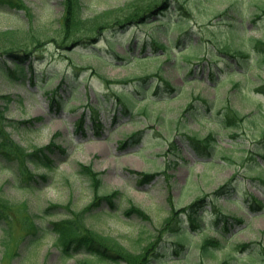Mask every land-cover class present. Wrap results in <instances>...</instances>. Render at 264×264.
I'll return each mask as SVG.
<instances>
[{"label": "rangeland", "instance_id": "obj_1", "mask_svg": "<svg viewBox=\"0 0 264 264\" xmlns=\"http://www.w3.org/2000/svg\"><path fill=\"white\" fill-rule=\"evenodd\" d=\"M24 1L27 7L21 10L0 5V65L6 69V72L0 70V110H5L9 119L28 121L18 124L17 128L7 126L14 139L25 147H43L56 136V142L66 151L61 153L56 149L52 167L29 166L36 175L48 176L32 187L25 181L30 170L24 173L16 160L0 161V264H123L122 261H99L82 253L69 254L58 243L52 223L75 218L84 210L91 227L114 235L129 250L141 253L144 246L153 242L152 264H220L230 256H235V264H264V213L250 210L249 197L245 196L252 194L264 201V188L253 186L249 178L258 175L264 167L257 169L248 159L254 150V141L264 133V95L254 90L252 80L241 73L244 61L236 66L228 65V56L216 46L220 43L226 47L232 42L242 48L250 46V73L255 79H264V64L257 60L258 50L250 44L251 35L264 40V17L256 19L252 14L258 0H181L192 11L184 19L194 29L193 36L203 40L200 50L205 60L189 67L177 62L176 53L172 58L129 61L115 57L112 62L84 54L97 50L109 57L113 39L125 41L124 45L116 42L115 47L128 54L129 38L137 35L143 38L147 33L146 28L137 26L132 30L133 26L126 30L100 28L98 34L91 33L97 39L95 43L91 42L88 47L80 43L82 56L79 51L70 53L71 48L62 49L53 40L62 35L63 0ZM152 1L155 0H84L83 9L87 16L98 17L110 26ZM223 10L238 16L240 37L244 38H233L229 32L227 20L232 16L226 22L216 23L219 19L216 15ZM109 12L113 13L107 15ZM167 13L174 12L167 10L163 15H156V24H159L158 16L165 18ZM211 19L216 23L214 26L209 24ZM146 27L151 30V26ZM10 49L30 50L32 57L26 65L32 61L39 74L37 84L17 78L13 62L5 60ZM65 51L79 62L78 66L71 64ZM215 52L218 58L208 56ZM159 68L176 90L167 89L166 101H156L158 96L151 88L156 78L145 82L144 91H136L133 85L139 77L153 75ZM229 70L237 72L228 76ZM212 71L217 78H222L219 86L212 79ZM64 73L72 78L71 82L63 78ZM123 78L126 83L113 82ZM71 83L75 89L72 92ZM113 87L135 92L139 102L133 112L122 114L111 95ZM56 88L64 100L59 111L51 107L48 98L49 92ZM99 98L103 100L100 104ZM189 103L193 106L188 109ZM227 104L244 114H259L244 120L237 129L220 126L218 120L226 114V106H231ZM146 107L147 112L143 113ZM94 116L98 118V125L94 124ZM83 117L85 128L80 129ZM136 132L142 133L132 137ZM185 133L199 137L212 133L216 140L211 141L214 146L207 153H201ZM84 165L97 174L101 182L96 188L99 194L120 192L115 208L103 201L88 211L97 193L95 182L83 172ZM148 172L153 177L145 180L142 174ZM231 179L234 184L230 185L229 192L216 196L214 191ZM231 194L234 198L240 197L244 209L227 200L226 196ZM199 197L205 198L202 225L212 221L214 204L226 206L229 213L247 218V225L236 227L233 233L230 231L221 248L205 254L194 249L189 257H183L171 249L175 241L182 239L175 229H161L173 210L180 212ZM131 204L140 206L150 218L126 214ZM33 222L42 227L38 236L29 234ZM204 235L221 237L217 230L208 228ZM204 235L197 233L190 240L195 241L194 247L202 243ZM243 242L249 243L247 248L238 249L237 244Z\"/></svg>", "mask_w": 264, "mask_h": 264}, {"label": "trees", "instance_id": "obj_2", "mask_svg": "<svg viewBox=\"0 0 264 264\" xmlns=\"http://www.w3.org/2000/svg\"><path fill=\"white\" fill-rule=\"evenodd\" d=\"M84 0H63L64 5V14L63 18L60 21V30L62 31V35L58 37H53V40L56 41L57 45L62 49H70V53L73 52H80L81 55V45L80 43H84L86 47L90 45L91 42H96V38H92L91 33L98 34L101 29H110L111 27L115 28H122L126 30L128 28L134 29L136 26L140 29L146 28L147 33L145 36L138 37L134 36L129 38V43H131L130 47L127 49L128 54L121 53L115 47L116 42L125 44V41H118L113 39L111 41L112 49L109 53V57H106L104 54L97 50H90V52L84 53L87 56H93L99 60H106L107 62H112L115 57L119 59H124L125 61H129L131 59L140 58L143 59H151V58H160L163 56H167V58H172L173 53H176L175 59L177 62H183L185 66L189 67L191 65L200 63L199 61H204L205 58L201 54V47L203 40L195 38L194 29L189 26V21L184 19L185 14L189 18L192 14L191 9L186 5L185 2L181 0H158L152 1L148 6L141 8V10H136L131 12L127 15L126 19H120L119 21L110 23V26L104 25V23L99 21L98 17H91L87 16L84 12ZM257 5L256 10L252 11V14L255 16L256 19L260 17H264V0H258L255 2ZM1 6H8L13 9L21 10L26 9L27 5L24 0H0ZM169 10L172 13H167L166 17L162 18L158 16V23L156 24L155 17L156 15H163L166 11ZM113 12H109L107 15H110ZM232 16V19L227 20L229 17ZM242 16V15H241ZM216 17H219L217 24L221 22L230 23L229 32L234 35L233 38L240 37V29H239V21L238 16L232 14L229 15L227 10H223L219 12ZM244 17V16H243ZM99 23H98V22ZM214 20L211 19L209 24L214 26ZM151 26V30L146 26ZM82 32V34H79ZM5 33H3L4 35ZM15 34V33H14ZM87 34V35H85ZM199 34V33H198ZM209 34V33H208ZM200 35V34H199ZM210 35V34H209ZM237 36V37H236ZM251 41L250 44L252 47L256 48L258 52L257 60L264 64V40L262 38H258L255 36H250ZM244 38V37H240ZM212 40L211 38H208ZM244 45L247 42H244ZM227 46L224 47L220 43H217V49L219 52H223L228 56V65L236 66L237 63H242L244 61V65L246 69L241 73H244L247 77L252 80L255 84L254 90L259 93L264 94V79L254 78L253 75L250 73L251 71V51L250 46L247 47H240L236 46L235 44L228 43ZM80 47V49H77ZM216 51V52H218ZM67 55L69 54L68 51H65ZM212 55H208L212 58H218L217 53ZM8 60L12 61L15 66V71L17 73V78L20 77L22 82H25L27 79L33 83L37 84V77L39 74L35 71L33 67L32 61L26 65L28 60H31V53L30 50L19 52L16 50H8L7 51ZM69 56V55H68ZM82 56V55H81ZM71 64L74 66H78L79 62H75L73 57H70ZM235 59L236 62H233L232 59ZM167 61V60H166ZM242 64V65H243ZM260 65V66H261ZM0 70L2 72H6V69L0 65ZM162 68H159V71H156L153 75H144V77H139L137 81H134L133 85L135 90L140 92L144 91L145 82L156 78L155 86L153 85L151 88L154 89L155 95L158 96L156 101H166L167 97L164 93H166L167 89L174 90V84L168 78L161 73ZM30 72V74H29ZM237 70H229L228 75L232 76L235 74ZM57 73L53 74L52 76L56 75ZM213 81L217 82L216 85L219 86L222 83V78H217L215 73L211 72ZM52 78V77H51ZM63 78H67L69 82L72 81V78L67 74H63ZM221 80V81H220ZM118 84L126 83L125 79H116L113 81ZM238 83L235 82V85ZM40 87H43L40 85ZM59 88V87H58ZM56 88L53 91L49 92V102L51 107H55L57 111L61 109L64 105V100L62 99V94L60 93L59 89ZM72 90L74 89V84L71 83L69 87ZM150 88V90H151ZM176 91V90H174ZM85 94V93H84ZM83 94V95H84ZM111 95L116 102L120 105V109L122 114L130 113L135 110V106L137 102H139V97L135 95V92L131 91L130 89L123 88V90H119L116 88H112ZM65 97V96H64ZM218 97V96H217ZM69 98V97H68ZM83 99V97H82ZM65 100H68L65 98ZM102 99L99 98V104L102 103ZM153 102H156L152 100ZM148 104V103H146ZM188 109L193 106L192 103H189ZM231 105V104H227ZM97 106H95L96 108ZM225 113L221 118L218 120V123L227 126L228 128H239L242 126V122L246 119H253L259 113L254 112L252 114H244L239 112L233 105L226 106ZM4 108V107H2ZM94 109V108H93ZM97 109V108H96ZM92 110V109H91ZM147 107L143 110L146 113ZM254 116V117H252ZM116 119V117H114ZM98 118L94 116V124L98 125L97 123ZM85 122V118L83 117L80 120V129L83 127ZM20 123H28V121H17L13 119H9L6 115L5 110H0V161L3 160H16L20 167L25 170H30L29 166L31 163H35L38 166H45V167H52L54 163L53 153L56 152V149L61 153H65L66 149L56 142V136L45 146L43 147H36V148H27L22 145L20 142L16 141L12 136V133L7 129V126H13L14 128L18 127ZM139 132L133 134L132 137L136 138L139 135ZM210 135V136H209ZM205 137H199L198 135L190 134V139L193 142H196L198 146H200V150L207 153L211 147V141L216 140L215 135L212 133ZM129 142L124 141L122 144L126 146ZM236 144H240L236 142ZM214 146V145H212ZM249 160H251L252 164L255 165V168L259 169L264 167V133L258 136V139L254 141V150L250 151ZM227 157V156H226ZM84 171L87 173L92 180L95 182V193L96 197L94 196V201L92 202V207L88 208L90 211L93 207L97 205H101L103 201L109 203L112 208H115L116 205V198L118 190L114 191L107 195H101L97 192L96 188L100 185L99 178H97V174L92 171L90 166L84 165ZM143 178L145 180L153 177V175L149 173H143ZM26 182H29V186H34L33 184H37L40 180L44 181L48 179L47 175H35L31 170L27 173ZM42 178V179H40ZM251 179L253 186H260L264 188V169L259 172L258 175L249 177ZM231 181L223 184V186L219 187L218 190L214 191L216 196L224 195L226 192H229L230 185L234 184ZM94 185V183H93ZM94 187V186H93ZM249 197L247 207L250 210L254 211V213H264V201L257 196L252 194L245 195ZM227 200L230 202H234L238 205V208L244 209L245 205L241 203L240 197L235 196L232 197L231 195L226 196ZM191 204L184 206L180 209V212L173 210L171 216L166 220V224L162 227L161 230H165L167 228H174L176 235L184 238L187 237L189 240H177L171 246V249L174 253L179 254L180 256L189 257L191 250L199 249L200 252L210 253L216 250L217 248H221L226 239L229 238V232L234 231L236 227L242 226V224L247 223V218L243 216H237L236 214L233 215L229 213L225 208L226 206L223 205H216L212 206V210L214 211V216L212 217V221L210 223L203 224V216L205 212H202L201 209L203 207V203L205 202V198L199 197L196 198ZM211 210V211H212ZM86 213L87 211H81L77 214L75 218L68 219L66 221H56L53 223L54 230L59 233L58 241L63 247L66 253H83L93 259L101 260H114V261H122L123 264H152L150 263L152 260V252L154 250L153 242L149 243L147 246L142 248L141 253L134 252L129 250L125 245L122 244L121 240L116 238L114 235L105 234L100 232L99 230L91 227L87 220H86ZM126 214H134L139 217H144L146 219L150 218V215L145 212L140 206L135 204H131L129 209L125 211ZM181 215V217H179ZM5 217L2 216V220ZM175 222H179V224L172 226ZM31 225V230L29 232L30 235L38 236L41 232L42 227L36 225L35 222ZM213 229L217 230L221 237H210L204 235L206 229ZM197 233H201L204 235L202 243H198L196 246H193V243L190 240L196 236ZM249 243H239L236 247L240 248H247ZM155 251V250H154ZM166 251V248L164 249ZM160 252V251H159ZM249 255V254H248ZM235 256H230L221 261L220 264H235L234 262ZM82 264H89V263H82Z\"/></svg>", "mask_w": 264, "mask_h": 264}]
</instances>
